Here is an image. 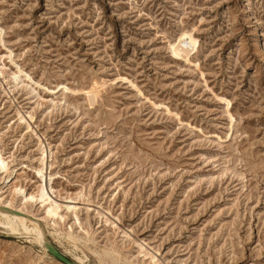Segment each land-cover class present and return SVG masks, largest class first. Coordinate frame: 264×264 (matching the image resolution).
Segmentation results:
<instances>
[{
    "label": "rangeland",
    "instance_id": "obj_1",
    "mask_svg": "<svg viewBox=\"0 0 264 264\" xmlns=\"http://www.w3.org/2000/svg\"><path fill=\"white\" fill-rule=\"evenodd\" d=\"M0 161L81 264H264V0H0Z\"/></svg>",
    "mask_w": 264,
    "mask_h": 264
},
{
    "label": "bare ground",
    "instance_id": "obj_2",
    "mask_svg": "<svg viewBox=\"0 0 264 264\" xmlns=\"http://www.w3.org/2000/svg\"><path fill=\"white\" fill-rule=\"evenodd\" d=\"M1 162V161H0ZM3 164V163H2ZM5 164V163H4ZM40 173H42V172H40ZM41 179H45L44 178V176H43V174H41ZM44 183H45V181H44ZM46 183H45V185L44 184H42V188H41V198L42 199H44L48 194L46 193ZM9 210V212H11V213H14V211L13 210H11V209H8ZM9 212H7V211H3V210H0V225H2L3 227H6V228H9L10 230H12L13 232H15V231H17L18 229H20L21 227L24 229V230H26V232L27 231H29V228H28V222L30 223H32L34 226H35V233H36V235H37V240H38V244H40V243H44L45 244V246H46V244L49 242V241H47L46 240V236H44V233H42V232H40L41 230L38 228L37 229V226H36V224L32 221V220H30L29 218H27V217H24V216H16V215H13V214H10ZM52 214H53V211L51 212ZM51 214V215H52ZM30 223V224H31ZM30 230H31V228H30ZM23 231V230H22ZM18 232H19V230H18ZM25 232V231H24ZM25 232V233H26ZM30 232V231H29ZM33 232V231H32ZM34 233V232H33ZM35 239V240H36ZM34 240V239H33ZM37 243V242H36ZM43 245V244H42ZM55 246V245H54ZM57 248V247H56ZM47 250V249H46ZM63 254V253H62ZM83 260V259H82ZM82 260L80 259V258H77V259H75V260H72L73 262H75L76 264H81L82 263ZM154 260V259H153ZM152 260V261H153Z\"/></svg>",
    "mask_w": 264,
    "mask_h": 264
},
{
    "label": "water",
    "instance_id": "obj_3",
    "mask_svg": "<svg viewBox=\"0 0 264 264\" xmlns=\"http://www.w3.org/2000/svg\"><path fill=\"white\" fill-rule=\"evenodd\" d=\"M47 253L61 264H76L70 258L62 254L52 243L48 242L45 246Z\"/></svg>",
    "mask_w": 264,
    "mask_h": 264
}]
</instances>
